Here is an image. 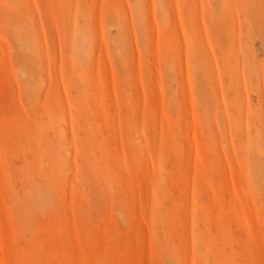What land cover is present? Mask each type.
<instances>
[{"label": "rangeland", "instance_id": "1", "mask_svg": "<svg viewBox=\"0 0 264 264\" xmlns=\"http://www.w3.org/2000/svg\"><path fill=\"white\" fill-rule=\"evenodd\" d=\"M0 264H264V0H0Z\"/></svg>", "mask_w": 264, "mask_h": 264}, {"label": "bare ground", "instance_id": "2", "mask_svg": "<svg viewBox=\"0 0 264 264\" xmlns=\"http://www.w3.org/2000/svg\"><path fill=\"white\" fill-rule=\"evenodd\" d=\"M255 173L257 172V171H254Z\"/></svg>", "mask_w": 264, "mask_h": 264}]
</instances>
